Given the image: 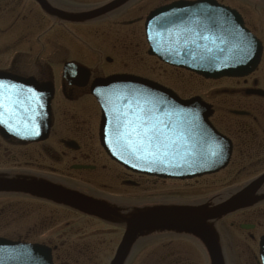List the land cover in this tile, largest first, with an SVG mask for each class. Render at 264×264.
<instances>
[{
  "label": "rangeland",
  "instance_id": "1",
  "mask_svg": "<svg viewBox=\"0 0 264 264\" xmlns=\"http://www.w3.org/2000/svg\"><path fill=\"white\" fill-rule=\"evenodd\" d=\"M217 1L238 9L242 6L236 0ZM97 2L98 0H73L72 3L67 0L65 13L76 15L90 11L93 6H96ZM166 2H169V0H136L127 10L123 19L139 18L152 8ZM53 3L61 7L58 2L53 1ZM33 8L34 12L39 14L36 23L39 36L33 38V40L37 39V44H26L24 42L23 45H37L39 63L43 64L46 61L50 64V70L56 79V95L53 102L55 123L52 133L42 145L31 146V150L37 152L38 157L33 163L35 167L29 169V171L35 172L37 170L39 171L38 173L43 175L52 174L55 177H61L63 182L71 178L68 181L70 187H76L75 189L90 194L98 195L99 193L116 198L119 196L140 198L139 201L156 200L162 204L169 203L167 201H171L170 204H177L176 200H179L183 201L181 202L182 205H189L195 200L198 202L209 200L211 197L221 193L224 195L225 187H231L233 183L244 182L252 174L250 171L245 170L244 172L243 170L238 175L237 170L240 169V166L231 164L228 169L217 175L191 181L177 182L150 179V181H141L150 185V187L144 185V190L120 188L119 181L121 175L123 176V170L109 163L98 147L99 110L97 106L87 97L72 104H68L61 97L57 76L61 75L63 59L82 64L88 68L97 65V68L102 71L104 76L115 72L122 74L128 72L141 76L145 75L143 73L144 68L146 71L149 68L151 72L150 79L157 80L162 85L171 88L181 98L188 99L197 96L211 104L215 111L211 119L212 123L222 133H228L226 129L228 127L235 129V126L231 124L236 118L231 116L228 111L242 109L259 114L262 109L257 107L259 105L255 100H245L241 96L229 97L224 93L226 90L242 89V81H205L185 72H175L161 66L155 60L147 58L145 55L146 48L143 44L141 22L135 26L123 27L120 23V17L115 20V24H110L109 26H105V22L89 25L68 24L70 34H66L58 26L52 28L51 22L40 14L37 7ZM242 9L247 17V27L264 45V7H260L256 13L246 8ZM136 38L138 39L137 41ZM137 43L140 46L143 45L139 54L134 49V45ZM91 51L95 53L93 54ZM24 56L29 57L30 54H24ZM140 57L145 63H142L141 59H139ZM106 58L111 59L112 63L107 65L105 62ZM263 75L264 69L261 68L258 73L252 75L248 80H261ZM260 87L264 89V82H261ZM262 107H264V102H262ZM59 139L73 140L83 147L82 153L94 158L93 161L91 159L89 162H94L98 165L96 172L80 174L69 170L74 162H78V159L73 160V157L77 155L76 153L67 154L58 145ZM25 150L27 149L25 148ZM17 151V148L11 149V153H17ZM6 162L8 165L14 164L12 161L11 163L9 161ZM14 162L18 163L19 161L15 159ZM124 175L127 174L125 173ZM64 224L68 228L61 231L62 228L58 227ZM114 229L111 226H105L97 220L81 217L72 211H68V209H63L56 205L53 206L34 200H21L18 197L10 199L0 198V237L21 235L29 237L35 243L43 244L49 237L53 239L63 233L65 235L64 238L69 239L68 244L78 239L83 241L80 244L84 246L89 244L96 247L95 252L93 251L91 256L92 261H88L86 264H108L121 237V233ZM53 231L55 234L50 236ZM171 238L176 237L172 234L160 235L157 239L162 240L164 243L158 246L152 245L151 248L143 247L144 249H138L130 259L129 264H166L170 261V259H163L166 252H177L180 249L181 252H184V250L187 252L188 249L192 248V244L188 241L171 240ZM151 241L153 240H149L147 243ZM161 245L164 246V249H162ZM152 254L157 256V258L153 257ZM199 260L202 261V257H199ZM57 263L59 264L60 262Z\"/></svg>",
  "mask_w": 264,
  "mask_h": 264
},
{
  "label": "water",
  "instance_id": "2",
  "mask_svg": "<svg viewBox=\"0 0 264 264\" xmlns=\"http://www.w3.org/2000/svg\"><path fill=\"white\" fill-rule=\"evenodd\" d=\"M37 1L47 12L58 18L84 21L105 13L124 0H117L102 10L80 16L61 14L50 8L43 0ZM179 9L180 6L177 5L168 6L150 16L147 23L149 42L152 45L150 54L167 63L210 79L225 75L241 76L253 69L259 54L257 44L253 38L242 31L239 18L232 12L217 6L209 10L213 12L211 17H213L214 22L210 24L212 26L210 36L212 35L213 40L208 45V50H201L203 60L198 59V63L194 64L196 62L188 56L189 51H191L189 47L192 43L186 41L185 47L187 48L184 50L177 46L182 40L180 34L185 30L181 27V21L184 18L180 17ZM195 25L197 28L194 27V32L197 38L203 36L205 40L210 39L209 36L206 37L205 27L207 23L205 19L199 18ZM162 41L172 43V48L157 50L156 47ZM208 53L209 55H207ZM115 83L120 85L124 82L120 80ZM133 86L139 90L134 88L135 91L129 93V98H125L126 101L117 99V103H114L115 107H120L121 113L117 119L121 124L117 121L116 114L114 116L115 123L110 127L111 129L108 128V125L104 129L105 149L113 159L135 172L180 180L212 174L226 166L230 156V143L215 133L207 123L210 113L208 107L203 105L200 100L181 102L168 91L159 89L158 86L143 83H136ZM141 90L144 91L142 93L150 95V97L145 98L148 102L144 101L148 108L143 106L142 112L138 108V101L142 99ZM160 94L163 96H159ZM259 95L264 96V93ZM44 103L45 107L49 104L47 98ZM142 105V103L139 104V106ZM47 111L48 107L39 120L41 124L39 139L45 137L48 129ZM129 120L132 121V124L128 126L129 128L141 120L145 122L146 126H153L159 131L157 142L150 144L145 141V143L140 144L137 142L139 137H136L135 140L130 136L122 137L120 132L125 130L122 122ZM262 182H264V175L230 199L209 208L207 206L195 208L150 207L145 211L139 207H132L130 211L126 210L125 216L119 215L120 211H125L124 209L110 205H98L94 201L91 206L85 205L83 207L79 201L80 197L74 198L72 193H70L71 195L66 194L64 191L52 187L45 190H40V187L33 189L27 187V183L24 181H0V192H25L27 190L33 194L51 198L60 195V202L74 204L73 207L83 213L115 224H124L126 227L125 235L110 264H123L129 249L138 238L164 230L194 236L208 251L211 264H221L212 221L219 220L227 214L245 207ZM22 253L26 258L24 264H51L50 257L46 255L47 252L43 249L24 248Z\"/></svg>",
  "mask_w": 264,
  "mask_h": 264
},
{
  "label": "flooded vegetation",
  "instance_id": "3",
  "mask_svg": "<svg viewBox=\"0 0 264 264\" xmlns=\"http://www.w3.org/2000/svg\"><path fill=\"white\" fill-rule=\"evenodd\" d=\"M48 5H55L54 0H44ZM63 5L67 3V0H58ZM71 1V0H70ZM132 0H127L126 2L116 6L110 12L104 15L105 18L110 24H115V20L119 19L120 23L126 26H135L137 23L141 22L143 15L139 18H125L127 10L132 5ZM192 1V0H186ZM113 0H98L96 6L102 8L103 6L110 4ZM248 2L253 3L254 7L257 4L258 0H247L246 5L250 6ZM50 5V6H51ZM244 5V4H243ZM100 6V7H99ZM39 8L38 3L35 0H0V74L9 75L16 79H31L35 81L39 80H50L52 77V72L48 65H39L38 54H37V45H23L26 44H37V39L33 40L34 37H38V27L36 25L38 13L34 12V8ZM251 7V6H250ZM251 7V9H254ZM62 9V8H61ZM39 10V9H38ZM42 15L44 13L42 12ZM49 21H52L51 27H54V20L50 17H46ZM54 23V24H53ZM118 23V21H117ZM116 23V24H117ZM61 24V23H60ZM62 31H69L68 26L66 27L65 23H62ZM139 43L134 45V49L139 51ZM141 52V49H140ZM24 54H30V56L25 57ZM140 59V58H139ZM142 61V60H141ZM112 62V61H111ZM144 63V62H143ZM145 72H149V68ZM95 75H101L102 71L97 70V67L94 71ZM114 74V73H113ZM61 93L64 98L71 102H76L80 99L87 97L85 89L77 88H67L64 84H60ZM53 115V127H54V111L52 109ZM94 121V119H93ZM66 140H58V145L62 147L68 153H76V157H73V160L78 159V162H74L70 166L69 170L74 165H85L90 169L88 171H79L85 173L96 172L98 165L92 161L94 158L89 155L82 153L84 150L77 142L73 140L75 145V152L64 146ZM40 145L37 143H30L23 141H15L12 139H4L0 136V178L2 179H13L11 176L14 173L20 172H30L38 173L39 171L31 172L29 169L34 168L33 163L36 161L38 154L31 150V146ZM42 145V143H41ZM17 148V153L12 152L11 149ZM25 148L27 150H25ZM24 150V151H22ZM44 150V149H43ZM45 154H47L45 152ZM17 155V156H16ZM64 156V155H63ZM55 159L54 157H52ZM17 159L19 162L15 163L14 160ZM6 161H9L14 164H7ZM21 161V162H20ZM123 172L119 185L124 188L129 189H143L144 185L150 187L147 182L141 181H150V179L134 175L128 172ZM127 175H124V174ZM17 177V176H16ZM124 177V178H123ZM61 178V177H59ZM62 179V178H61ZM14 180V179H13ZM68 181L71 178L67 179ZM143 186V187H142ZM144 190V189H143ZM264 197V184L258 189L255 197ZM227 219V220H226ZM226 220V221H225ZM222 224H218V249L222 258L223 264H263L262 255L264 253V198L257 201L256 204L252 207H247L241 209L229 216H227ZM246 227V228H243ZM234 231V232H233ZM236 235V237H234ZM10 239L21 242L28 241V237H11ZM60 245V244H59ZM62 246L65 243L61 244ZM60 245V246H61ZM164 249V246H161ZM197 248H201L198 244ZM58 249H55V253ZM88 249L83 250V256H88L89 258L92 255V251L87 252ZM63 254V259L65 256L66 260L72 258L71 254ZM203 255V253H202ZM55 257V256H54ZM195 258V259H193ZM56 259L59 260V256H56ZM164 260L170 259L166 264H204L200 263L199 256L196 248H191L186 252H177L167 253L163 257ZM205 259V258H204ZM78 260L73 261V263L62 261V264H75ZM206 263V261H205ZM164 264V263H162ZM207 264V263H206Z\"/></svg>",
  "mask_w": 264,
  "mask_h": 264
},
{
  "label": "snow or ice",
  "instance_id": "4",
  "mask_svg": "<svg viewBox=\"0 0 264 264\" xmlns=\"http://www.w3.org/2000/svg\"><path fill=\"white\" fill-rule=\"evenodd\" d=\"M124 126V131L120 132V135L123 136H130L133 140L136 137L140 139L137 141L140 144L145 143L148 141L150 144H154L157 142L159 137V131L156 130L153 126H146L145 122L141 120L139 123L134 124L131 128L128 126L132 124V121L122 122ZM139 130V131H138Z\"/></svg>",
  "mask_w": 264,
  "mask_h": 264
},
{
  "label": "trees",
  "instance_id": "5",
  "mask_svg": "<svg viewBox=\"0 0 264 264\" xmlns=\"http://www.w3.org/2000/svg\"><path fill=\"white\" fill-rule=\"evenodd\" d=\"M249 134H254L255 135V140L251 141L249 138H247V142L252 144V147L255 145L257 146H262L264 144V132H260V134H255V133H249ZM242 144H244V140H240Z\"/></svg>",
  "mask_w": 264,
  "mask_h": 264
}]
</instances>
